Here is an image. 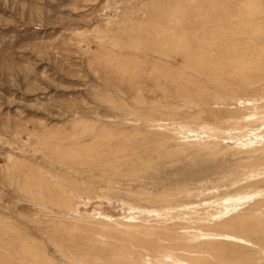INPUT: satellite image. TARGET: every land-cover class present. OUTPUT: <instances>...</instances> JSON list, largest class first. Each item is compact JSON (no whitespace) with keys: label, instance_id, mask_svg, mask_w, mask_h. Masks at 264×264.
Segmentation results:
<instances>
[{"label":"rangeland","instance_id":"obj_1","mask_svg":"<svg viewBox=\"0 0 264 264\" xmlns=\"http://www.w3.org/2000/svg\"><path fill=\"white\" fill-rule=\"evenodd\" d=\"M185 263L264 264V0H0V264Z\"/></svg>","mask_w":264,"mask_h":264},{"label":"bare ground","instance_id":"obj_2","mask_svg":"<svg viewBox=\"0 0 264 264\" xmlns=\"http://www.w3.org/2000/svg\"><path fill=\"white\" fill-rule=\"evenodd\" d=\"M234 64L233 63H231V66H233ZM221 68V69H220ZM258 68H259V66L257 67V68H255V67H252L251 66V63L250 64H248V68H246V69H244L243 71H242V75H243V79H242V85L241 86H247L249 89L250 88H252V85L253 86H256L255 84H256V81H257V78H255L252 74L254 73V72H260V73H262L261 71H257L258 70ZM223 69H227V67H226V65L225 64H223L221 67H219V69H218V71H220V72H223L224 70ZM259 75V74H258ZM234 85V84H233ZM235 86V85H234ZM232 88H234V87H232ZM239 89L240 90V86L239 87H237L236 86V89ZM241 89H243V88H241ZM248 89V90H249ZM234 90H235V88H234ZM233 91V90H232ZM241 91V90H240ZM235 92V91H234ZM239 94V93H238ZM237 97H239V96H237ZM255 101H258V99H255ZM245 102V101H244ZM241 104V103H240ZM257 105V104H256ZM257 106H255V108H256ZM259 119V118H258ZM253 120V119H252ZM240 121H241V119H240ZM254 121H255V119H254ZM263 122V121H262ZM247 131H248V129H246ZM255 130V129H254ZM228 131V130H227ZM253 131V130H252ZM219 132H225V131H223V130H220L219 129ZM231 134H232V132L231 131H229ZM238 132V131H237ZM250 132V131H249ZM224 134V133H223ZM230 134V135H231ZM263 215V214H262ZM165 218V217H164ZM262 219L263 218H261V216H257V214L256 215H254V216H251V217H243V219H242V222L244 223V222H252L253 224H256V223H258V224H260V223H262ZM237 221H239L240 219L238 218V219H236ZM233 222V221H232ZM239 224H241V223H239ZM245 224V223H244ZM165 225V224H164ZM261 225V224H260ZM242 226V225H241ZM224 227V226H223ZM229 227V226H228ZM227 227V228H228ZM257 227H259V226H257ZM226 228V227H225ZM259 229V228H258ZM132 231V230H131ZM198 234V233H197ZM204 234V233H203ZM206 234V233H205ZM193 236V235H192ZM185 252V251H184ZM219 255V254H218ZM195 261V260H194ZM186 262V261H185ZM189 262V261H188ZM183 263H184V261H183ZM187 263V262H186ZM185 263V264H186ZM194 264V263H193Z\"/></svg>","mask_w":264,"mask_h":264}]
</instances>
